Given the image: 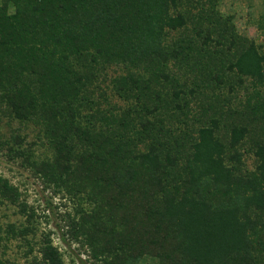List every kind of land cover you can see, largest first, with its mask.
<instances>
[{
	"label": "trees",
	"instance_id": "trees-1",
	"mask_svg": "<svg viewBox=\"0 0 264 264\" xmlns=\"http://www.w3.org/2000/svg\"><path fill=\"white\" fill-rule=\"evenodd\" d=\"M220 3L0 0L7 158L77 200L65 232L96 264H264V50ZM1 204L26 218L6 228L26 264H65L51 231L30 243L35 210L2 175Z\"/></svg>",
	"mask_w": 264,
	"mask_h": 264
},
{
	"label": "rangeland",
	"instance_id": "rangeland-1",
	"mask_svg": "<svg viewBox=\"0 0 264 264\" xmlns=\"http://www.w3.org/2000/svg\"><path fill=\"white\" fill-rule=\"evenodd\" d=\"M219 8L224 15L233 17L240 33L254 39L264 50V0H221ZM119 72H121V68H110L108 76L116 75ZM108 79L101 81L108 102L111 105L116 104L121 108L124 107L126 102L112 91ZM103 104L105 107L108 106L107 103ZM3 107L0 105V175L9 178L12 183L18 185L26 194L28 204L35 210L33 223H31L35 228V234H30L27 237L28 240L36 248L43 233L51 231L53 243L59 248L65 264H96L86 247L71 241L65 232V212L72 211L77 206V200L70 196L53 194L52 189L44 188L43 184L32 176L29 169L21 167L18 160H8L7 148L3 140L9 139L11 128L17 127L19 123L4 116ZM21 130L23 135L26 134L27 142L37 138V127L34 124L21 125ZM35 151L36 156L40 159L50 154L49 148L40 142L35 146ZM244 162L249 170L255 168L253 154L245 153ZM10 224L17 227L28 225L26 218L18 212L16 207L1 204L0 256L14 264H26L28 247L22 239L8 238L6 228ZM138 264H157V262L152 258H147Z\"/></svg>",
	"mask_w": 264,
	"mask_h": 264
}]
</instances>
